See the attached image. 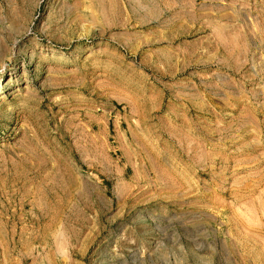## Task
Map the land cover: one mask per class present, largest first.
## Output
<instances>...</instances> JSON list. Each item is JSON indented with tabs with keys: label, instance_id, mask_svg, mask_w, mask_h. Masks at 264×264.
Returning a JSON list of instances; mask_svg holds the SVG:
<instances>
[{
	"label": "rangeland",
	"instance_id": "rangeland-1",
	"mask_svg": "<svg viewBox=\"0 0 264 264\" xmlns=\"http://www.w3.org/2000/svg\"><path fill=\"white\" fill-rule=\"evenodd\" d=\"M0 264H264V0H0Z\"/></svg>",
	"mask_w": 264,
	"mask_h": 264
},
{
	"label": "bare ground",
	"instance_id": "bare-ground-1",
	"mask_svg": "<svg viewBox=\"0 0 264 264\" xmlns=\"http://www.w3.org/2000/svg\"><path fill=\"white\" fill-rule=\"evenodd\" d=\"M14 72H16V71H14ZM19 79V78H18ZM11 83H12V81H11ZM16 85V84H15Z\"/></svg>",
	"mask_w": 264,
	"mask_h": 264
}]
</instances>
